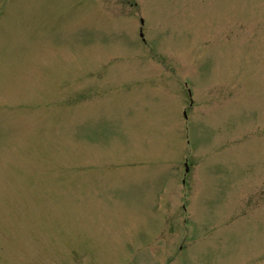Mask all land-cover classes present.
<instances>
[{
  "label": "rangeland",
  "instance_id": "obj_1",
  "mask_svg": "<svg viewBox=\"0 0 264 264\" xmlns=\"http://www.w3.org/2000/svg\"><path fill=\"white\" fill-rule=\"evenodd\" d=\"M0 264H264V0H0Z\"/></svg>",
  "mask_w": 264,
  "mask_h": 264
}]
</instances>
